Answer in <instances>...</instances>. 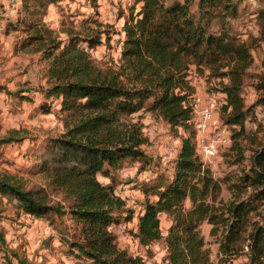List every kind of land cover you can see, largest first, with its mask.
<instances>
[{"label": "trees", "instance_id": "16d2710c", "mask_svg": "<svg viewBox=\"0 0 264 264\" xmlns=\"http://www.w3.org/2000/svg\"><path fill=\"white\" fill-rule=\"evenodd\" d=\"M59 1L22 0L20 18L15 14L13 29L21 28L27 35L22 48L33 46V52L42 54L46 87L39 91L65 114V132L47 139L39 157V172L61 201L49 205L46 194L25 190L7 176H0V196L15 201L17 209L34 218L66 213L75 230L64 244L81 263L142 264L139 258L119 249L110 228L132 216L124 200L114 193L111 173L125 161L144 160V142L130 134L106 137L101 130L105 123L143 110L149 103L145 110L156 113L170 128H181L185 135L177 152L169 156L171 170L142 185L144 202L136 239L144 246L160 240L159 217L165 214L172 222L165 237L166 264H236L239 258L245 262L238 264H264L263 24L257 40L243 41L225 27V15L236 14L231 0H198L196 15L190 12L193 0L170 5H165V0H137L140 9L133 7L124 16L121 61L128 72L126 83L120 79L124 72L104 73L94 66L88 50L100 44L103 33L107 41L110 39L108 30L96 20L81 22L83 32L64 30V41L44 24L47 6ZM214 19L217 29L211 31ZM260 42L263 51L261 71L255 76L256 100L246 107L241 91L253 64L252 45ZM192 64L208 69L211 77L219 79V91L225 95L219 111L221 124L228 133L233 129L235 140L245 136L253 107L259 122L257 131L262 137L247 158V168L230 184L233 194L227 202L220 198L221 184L227 180L221 183L213 177L195 145L190 107L193 88L187 80ZM68 119L77 122L72 125ZM230 138L229 134V143ZM10 141L13 137L3 140ZM99 176L111 179L110 183H101ZM203 223L210 226L209 236L217 244L215 262L204 249ZM13 257L18 264H31L16 254ZM5 259L11 264L7 256Z\"/></svg>", "mask_w": 264, "mask_h": 264}, {"label": "rangeland", "instance_id": "374dc122", "mask_svg": "<svg viewBox=\"0 0 264 264\" xmlns=\"http://www.w3.org/2000/svg\"><path fill=\"white\" fill-rule=\"evenodd\" d=\"M174 1L182 0H165V5ZM231 2L236 8V14L225 15L226 29L240 40H257L261 30L260 23L264 26V0ZM197 3L198 0H193L190 5L193 15L197 14ZM21 7L22 0H0V176L9 177L25 190L46 194L48 204L56 205L61 197L52 191L48 180L39 172V157L44 152L47 139L65 132V114L60 112L55 101L45 100L43 93L39 91L46 87V61L42 59V54L33 52V46L22 48V42L27 35L21 28L13 29L16 25L14 15L20 18ZM133 7L138 11L141 2L60 0L47 6L43 22L55 31L59 40L64 41L67 37L64 30L72 28L74 32H83L85 26L81 22L86 19L96 20L103 26V30H108L110 39L107 41V35L103 33L100 44L88 50L94 66L104 73L124 72L120 79L128 83L125 77L128 72L123 69L124 64L121 61V49L125 39L124 16ZM217 22L214 19L211 31L217 29ZM252 46L253 64L247 71L241 91L246 107L252 106L256 100L254 83L255 76L261 71L263 51L261 42ZM82 47L86 48V45L83 44ZM189 68L192 72L189 83L193 88L190 105H210L213 110L211 124H221L219 111L225 103V95L219 91V79L211 77L206 68L199 69L193 64ZM148 104H145L143 110L127 117L114 118L105 123L101 130V135L106 137L118 138L130 134L144 142L141 146L144 160L125 161L121 168L111 173L114 177V193L124 200L125 209L131 211L132 216L129 221L122 219L114 224L110 231L119 249L139 258L142 264H166L165 237L172 224L167 215L162 214L159 217L162 234L160 240L144 246L135 237L138 216L144 202L142 185L151 184L157 176L171 170L172 161L169 155L173 150H178L181 137L185 134L181 128L172 129L156 113L145 110ZM254 112L255 107L248 115L245 136L235 140L231 129L229 145L218 148L213 166L206 164L215 179L221 183L227 180L221 184L220 198L224 202L232 199L230 184L242 169L247 168V158L262 137L257 131L259 122L255 119ZM68 122L77 121L68 119ZM14 132L17 133L13 135ZM8 137H13V141L4 143L3 140ZM240 156H244L245 160L239 161ZM169 174L170 172L167 173ZM98 180L109 184L111 179L99 176ZM150 200H154V197H150ZM185 206H189L187 201ZM74 230L73 222L66 213L51 214L48 219L34 218L17 209L15 201L0 196V264H7L5 256L11 264H18L13 254L31 264H84L75 260L64 244ZM209 231L210 226L203 223L200 232L204 239V249L209 253L211 261L215 262L217 244L209 236ZM243 262L245 259L239 258L235 263Z\"/></svg>", "mask_w": 264, "mask_h": 264}, {"label": "built area", "instance_id": "2783aa9c", "mask_svg": "<svg viewBox=\"0 0 264 264\" xmlns=\"http://www.w3.org/2000/svg\"><path fill=\"white\" fill-rule=\"evenodd\" d=\"M191 74L192 72L189 68L188 81L190 80ZM190 107L193 112L192 122L194 123L196 132L195 142L198 153L204 166H206V164L213 166L217 158L218 148L227 147L229 145L227 127L217 122L211 124L213 110L210 105L194 104L192 106L190 105ZM174 152H176V150H173L170 155Z\"/></svg>", "mask_w": 264, "mask_h": 264}, {"label": "crops", "instance_id": "0c3cea01", "mask_svg": "<svg viewBox=\"0 0 264 264\" xmlns=\"http://www.w3.org/2000/svg\"><path fill=\"white\" fill-rule=\"evenodd\" d=\"M179 147H180V144L178 145L177 149H179ZM176 152H177V151H176Z\"/></svg>", "mask_w": 264, "mask_h": 264}]
</instances>
